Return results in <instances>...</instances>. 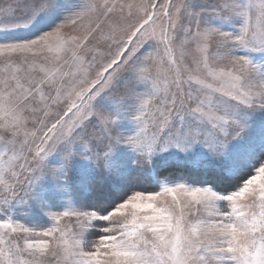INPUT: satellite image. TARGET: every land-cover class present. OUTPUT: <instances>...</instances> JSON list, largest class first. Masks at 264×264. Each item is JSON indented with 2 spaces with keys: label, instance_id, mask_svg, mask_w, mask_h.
Here are the masks:
<instances>
[{
  "label": "snow or ice",
  "instance_id": "snow-or-ice-1",
  "mask_svg": "<svg viewBox=\"0 0 264 264\" xmlns=\"http://www.w3.org/2000/svg\"><path fill=\"white\" fill-rule=\"evenodd\" d=\"M195 6L194 0L179 5L172 0H29V11L18 18L22 22L0 29V129L11 134L4 143L15 147L23 133L19 150L31 152L29 138L34 142L37 132L47 129L40 137L46 147L37 146L31 166L26 155L6 158L9 148L0 151V264H47L49 255L61 264H264V0L224 2L202 30ZM134 16V22H126ZM164 18L167 25L157 23ZM190 18L197 22L196 32L182 23ZM178 25L190 33L200 55L191 66L182 65L189 73L186 81L173 61V75L161 87L159 77L147 81L139 65L161 48L174 55ZM94 34L115 51L90 80L95 56L89 61L81 52L95 51L86 49ZM213 38V55L228 60V66L210 64ZM185 43L179 41L181 60L190 55ZM43 53L55 55L42 56L45 64L37 77L30 69ZM126 67L127 96L98 108L113 88L127 83L117 77ZM62 99L67 110L50 127L40 120L36 131L26 130L25 113ZM68 113L76 117L71 125ZM87 125L100 134L81 135ZM229 129L234 130L231 142ZM141 160L158 169L153 177L158 190L126 185L129 170L141 167ZM202 162L214 170L213 181L191 174L171 178ZM84 169L96 177L95 195L54 199L68 197L69 173ZM57 173L61 179L51 182ZM221 204L228 210L221 211ZM33 209L48 218L49 226L28 225ZM70 217L76 232L60 223ZM17 233L39 238L26 239L21 248L12 239Z\"/></svg>",
  "mask_w": 264,
  "mask_h": 264
},
{
  "label": "rangeland",
  "instance_id": "rangeland-1",
  "mask_svg": "<svg viewBox=\"0 0 264 264\" xmlns=\"http://www.w3.org/2000/svg\"><path fill=\"white\" fill-rule=\"evenodd\" d=\"M167 0H157V3H166ZM228 2L232 3V0H194V5H196L193 8L194 12L200 13L199 16V28L202 30L205 26L204 21L207 20L209 17L216 15V12H214V9L218 11V5ZM253 2V0H244V3H250ZM182 3V0H172V4L179 5ZM29 11V0H0V29L4 28L5 26L11 24V23H21L22 21L18 18L23 16L25 13ZM170 13L173 11V9H169ZM252 24H256V9L254 8L252 10ZM135 21V16L126 22L132 23ZM158 24L164 23L167 25L168 21L167 18H164L162 21H158ZM185 23V27H190L191 32L197 31V22L195 19L189 20V22H183ZM103 27V25H102ZM65 32H70L72 35L81 36L83 33L80 29H77L73 31L71 28H65ZM190 33L185 34L179 30V25L177 26V31L175 33L176 40L173 44V53L174 55L172 57H169L165 54L163 49L161 48L160 51L153 52L152 58L144 60L143 63L139 65L140 69H144V76L147 79V81L151 82L152 79H155L159 77V82L161 84V87L163 86V83L166 79H170L174 72V65L173 61H175L176 65H181V73H182V79L187 80L189 73L185 72L183 70L182 65L183 64H189L191 66V60L193 57H199V53L196 51V44L192 42L191 39H189ZM259 39V37H258ZM185 40V51L187 53H190V55H185L183 60L180 58V49H179V41ZM98 41V34H94L93 37H90L87 44L86 49H95V51H87L81 52L82 55H85V58L89 61H92V56H95V61H92V67L89 70V79L95 80L96 79V73L101 70L102 64H104L109 59V51H115V47L113 46L111 49L108 47V42L100 40ZM135 42V41H134ZM209 53L208 58L210 64L213 66H228L229 62L226 59H216V57L213 55V53L217 52L216 49V43L215 38L210 40L209 42ZM47 55L49 57L55 55L54 53H43L40 54L37 57V67L30 69L32 74L34 76H40L42 73L40 72V65L45 64V62L42 59V56ZM3 58L0 57V60ZM17 63L19 61L17 60ZM47 66V65H45ZM27 66L21 67V73L24 71V68ZM4 71V65L3 63H0V73H3ZM130 71L129 68L121 69L119 73H117V77H124L127 81V83L120 85L119 87L113 88L112 92L110 93V96H105L102 101H99L97 103L98 108L106 107L107 103L110 99H115L117 97L123 98L126 97L130 88H131V79L127 76V72ZM236 74H239L238 72ZM107 75V74H105ZM191 75L194 78H203L202 72H193ZM211 82V81H207ZM22 83H25V81H22ZM196 87H199V85H196ZM183 88L185 91L188 90V85L185 83L183 85ZM175 90L174 88L172 89ZM44 93L47 95L49 93V89L47 87L44 88ZM52 95H55L53 92ZM219 96V94H217ZM224 99H227L226 97ZM192 107H195V105H191ZM34 107L39 108V104H35ZM47 111L48 115L44 116L43 111ZM67 110V101L61 100L60 103L57 104H50L47 109L38 111L36 113H25V115L28 117L27 124H26V130L28 132L36 131V129L40 128L38 121L43 120L44 123L50 127L52 123L55 122V120L58 118L57 114L63 115V113ZM251 111V110H250ZM258 113V110H257ZM174 118V115H173ZM76 117L73 115V113H68V116L65 117V120L68 121V124L71 125L75 121ZM256 119H258V114ZM46 127L43 128L41 131L37 132V136L35 138V141L31 138L28 140V147L31 148V152H28L27 149L23 150L21 153L19 150V141H22L25 139L23 133H21L20 136L17 137V143L15 147H12L11 145H5V140H11V134L8 132H4L2 129H0V136L3 137V139H0V151L4 149V147H8L9 150L6 154V158L12 156L14 153L18 156L26 155L27 160L29 162V166H31L32 162V156L37 151V146L39 147H46V145L41 144V139L43 131H46ZM99 135L100 130L98 128H93L92 125H87L86 133H81V135ZM234 135V130L229 129V136L226 138L229 142L232 141V137ZM223 138V137H222ZM19 163L23 164L25 163L23 158L19 159ZM202 166L199 168H204ZM141 167L139 168H132L129 170L127 176L125 177V183L126 185L132 187L134 190H141V191H156L158 190V187L153 179V177L156 175V172L158 169L150 168L148 165L144 164L143 160L140 161ZM191 166V165H189ZM197 168V167H196ZM205 171L211 172L212 177L215 178V172L212 169H205ZM39 175V174H37ZM163 178V177H162ZM176 178V176L171 177ZM51 182L58 183L61 177L59 176V173H57L56 176L49 178ZM69 184L67 187V192L69 193L68 197H62L57 196L54 199L61 200V199H68L71 200L74 197H80L81 199H89L91 195V191L94 188H97L96 184V177H94L87 169L80 170L77 172H70L68 176ZM145 181H150L153 184H155L151 190H145L144 184L141 185V183H144ZM93 182L95 185H93ZM71 207V205H69ZM221 211L228 210L227 206L224 204L220 205ZM63 208H56L54 211H63ZM87 210V209H85ZM198 215L204 216L205 213L201 211ZM192 219H195V217H191ZM26 221L29 226L35 227L37 230H40L43 227H47L50 224V221L48 218L44 215H42L38 210H31L27 217ZM61 225H67L70 227L72 232L77 231V225L75 221V217L70 218H62L60 221ZM39 237H26L25 234L17 233L12 235V239L17 243L21 248L26 247L25 240L26 239H36ZM88 250L87 247L85 249ZM25 258L30 259V257L27 256L25 253ZM47 262V264H61L59 259L57 257H53L51 255L44 258Z\"/></svg>",
  "mask_w": 264,
  "mask_h": 264
},
{
  "label": "trees",
  "instance_id": "trees-1",
  "mask_svg": "<svg viewBox=\"0 0 264 264\" xmlns=\"http://www.w3.org/2000/svg\"><path fill=\"white\" fill-rule=\"evenodd\" d=\"M189 174H191V176L196 177L197 179H200V180H205L206 179V180H209V181H213L215 179V178L212 177V173L211 172L205 171V168H196V167H193V166H186L183 171L175 173V176L176 177H179V176L187 177V176H189ZM244 178H247V174L245 175ZM143 184L145 185L144 186L145 190H151L152 187L155 185V184H153L150 181H145L144 183H141V185H143ZM93 185H95L94 182H93ZM94 195H95V192L92 190L90 198L93 197Z\"/></svg>",
  "mask_w": 264,
  "mask_h": 264
}]
</instances>
